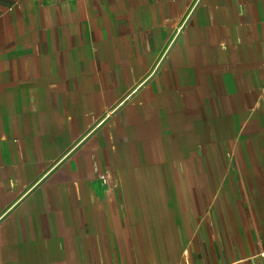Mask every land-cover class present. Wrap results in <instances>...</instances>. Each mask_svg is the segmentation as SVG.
<instances>
[{
	"label": "crops",
	"instance_id": "crops-1",
	"mask_svg": "<svg viewBox=\"0 0 264 264\" xmlns=\"http://www.w3.org/2000/svg\"><path fill=\"white\" fill-rule=\"evenodd\" d=\"M0 264H264V0L0 11Z\"/></svg>",
	"mask_w": 264,
	"mask_h": 264
},
{
	"label": "rangeland",
	"instance_id": "rangeland-1",
	"mask_svg": "<svg viewBox=\"0 0 264 264\" xmlns=\"http://www.w3.org/2000/svg\"><path fill=\"white\" fill-rule=\"evenodd\" d=\"M16 0H0V11L14 3Z\"/></svg>",
	"mask_w": 264,
	"mask_h": 264
}]
</instances>
